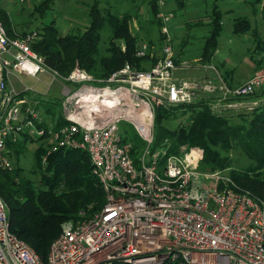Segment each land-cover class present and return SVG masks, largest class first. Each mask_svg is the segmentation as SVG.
I'll use <instances>...</instances> for the list:
<instances>
[{
  "label": "built area",
  "instance_id": "built-area-1",
  "mask_svg": "<svg viewBox=\"0 0 264 264\" xmlns=\"http://www.w3.org/2000/svg\"><path fill=\"white\" fill-rule=\"evenodd\" d=\"M174 16L163 10L157 15L166 37L151 69L126 63L107 79L95 78L78 64L62 77L33 50L36 31L11 38L0 21V167L13 168L9 143L39 138L48 149L44 165L61 149L87 152L105 192L98 214L64 223L46 261L11 231L0 197V264H264V201L238 191L225 171L201 174L199 148L171 155L166 148L151 151L160 107L189 105L204 93L225 99L263 92L254 101L225 102L223 110L264 104V67L235 88L220 75L217 80L177 77L168 34ZM152 48L141 41L137 56L145 57ZM13 71L38 81L49 75L50 86L60 83L66 95L64 122L48 123L37 98L43 94L28 85L17 91L10 82ZM124 121L134 123L146 144L138 162L132 143L120 135Z\"/></svg>",
  "mask_w": 264,
  "mask_h": 264
},
{
  "label": "trees",
  "instance_id": "trees-1",
  "mask_svg": "<svg viewBox=\"0 0 264 264\" xmlns=\"http://www.w3.org/2000/svg\"><path fill=\"white\" fill-rule=\"evenodd\" d=\"M51 1L44 0L39 5H35V2L29 11L28 20L30 21L35 13L44 20L46 14L53 9L49 4ZM161 1L169 5L173 0L147 2L148 13L152 18L149 17L147 21L150 22L149 27L142 29L145 42L155 51L150 50L145 57L137 56L138 44L143 40L139 34L134 35L131 31L133 11L120 13L106 9L103 12L97 4L90 6L89 21L83 34L71 27L68 33L60 35V27L55 20H41L43 27L36 29L38 37L32 48L45 57L47 65L57 70L62 77L68 76L77 64L97 79L109 78L126 63L137 70L147 71L162 56L164 47L166 35L162 31L163 22L157 18L163 9L160 6ZM174 1L178 10L184 9L185 0ZM134 9L138 18L141 6L134 5ZM210 9V14L198 18L197 23L189 24L190 29L199 27L203 31V43L193 61L197 58L196 62L205 67L215 62L222 32V16L218 5L214 3ZM19 14L22 17L23 12ZM28 20L15 23L0 3V21L11 38L27 34L26 30L18 31V28H28ZM156 29L158 42L151 37ZM103 34H106L105 37ZM184 39L177 45L181 50L187 43V38ZM118 42L125 45L124 50ZM157 47L160 48V54L157 53ZM174 59L177 66L180 65L179 62L188 61L180 55ZM229 86L237 87L230 84ZM28 95L32 97L35 94ZM261 96L263 92L223 99L219 93H204L189 105L160 107L155 113L151 151L166 148L167 155H171L181 154L183 149L199 148L203 151L199 168L201 171L230 170L228 176L234 181L238 191L248 193L257 201H264V104L257 105L248 114L234 112L229 115L226 113L229 110L222 109L225 102L254 101ZM37 98L41 105L46 102L44 95H38ZM215 104H220L218 109H214ZM42 111L46 120H50L54 125L64 122L62 110L60 114H56L48 106ZM178 116L184 117V120L177 128L171 129L165 125V121ZM132 130V136L124 129L122 134L124 142L132 143L131 155L133 160L138 162L146 144L136 131ZM39 140L23 138L16 143H9V157L22 153L28 143ZM47 150V146L40 143L34 153L37 164L30 173L39 172L38 180H33L20 167H13L12 170L0 167V197L8 208L11 231L45 261L51 244L61 233L64 223L90 218L105 205V192L98 178L92 173V162L87 152L61 149L51 153L47 164L44 165L43 158L47 155ZM165 160L166 158L161 160V167Z\"/></svg>",
  "mask_w": 264,
  "mask_h": 264
},
{
  "label": "rangeland",
  "instance_id": "rangeland-1",
  "mask_svg": "<svg viewBox=\"0 0 264 264\" xmlns=\"http://www.w3.org/2000/svg\"><path fill=\"white\" fill-rule=\"evenodd\" d=\"M42 1L44 0H24V1L22 0H0V3L2 4L3 2L5 7L10 10L12 14V18L14 20L25 21L26 19L28 20L30 18L29 11L33 8L35 2H36L35 5H39ZM148 1L149 0H52L49 4H51V8L53 9L46 14L44 20L42 19V17H40V15H38V13H35L34 16L31 18V20L30 21L28 20L30 23V26L28 28L23 26V29L18 28V31L26 30L25 32H27V34L32 33L36 31V29L38 30L43 27L42 21L50 22L51 20H55L58 27L60 28L62 27V29L64 30L68 29V27H72V28H75L76 30L81 31V33L83 34V32L85 31L86 23H88L89 21L88 13H89L90 6L97 4L100 10L103 12L106 9H110L112 11H118L120 13L132 10L134 14V18L131 21V31L134 35L139 34L140 38L143 41H145L146 38L143 35L144 29L142 28L143 27L148 28L149 27L148 23L150 22L147 23V21L149 17L152 18V15L148 13L149 12L148 11L149 6L147 5ZM206 1L210 2V4L212 5L215 0H206ZM234 2L235 0H222L219 2V6L223 10V12H225L229 10L230 8L234 9L235 7ZM170 4H171L170 7H167L166 5L164 7V10L166 11L170 10V12L172 11L175 14V17H173V19L171 20L170 26L168 28V34L170 35V39L172 37V40H173V43L171 42V46L173 48L174 55L176 58L178 57V55H180L184 60L189 61V62L188 61L179 62L180 65L178 66V69L176 70V76L193 78V79H202V78H205V76H210L209 73L206 74L207 70L205 69L207 67L202 65V63L200 64V63H197L196 61L195 62L193 61V58L199 54L200 48L202 46L201 44L203 42L201 43V37L203 35V31L199 27H194L190 29L189 24H188V28H186V26L184 25L185 21H183L185 18L181 17L182 11L178 10L176 5L173 6V1ZM134 5L141 6L138 18L135 16L136 9H134ZM20 12H23L22 17H20L21 16L19 14ZM234 17L235 16L231 15V12L225 13L224 15L223 30L219 38V47L215 55L216 61L225 60V59H228V61H230L229 59L231 58V51H232L231 39L234 37L233 36L234 22L232 21ZM156 31L152 32L151 37L154 40H156L155 42H158V38H159L158 30L156 29ZM105 35L106 34H103L104 37ZM20 36H24V34ZM184 37L187 38V43H186V46L183 47L181 50V48L177 45L179 44V42L182 41V39L185 40ZM163 43H164L163 45H165V40ZM118 44L121 47L123 46V43L121 42H118ZM102 47H103V44H102ZM159 47H157L158 54H160ZM153 53L155 55V52ZM263 67L264 66H259L258 69H261ZM40 79L41 81H38L36 78H32V77H28V76H24L20 74L19 77H15L14 75H11L10 82H11V85L15 87L17 91H20L21 89H23L24 84L30 87H33L38 93L43 94L44 99H46V102L42 103L41 109H46L49 106L50 108H52L54 113L60 114L62 110V103L66 100V95L64 94V91H63L64 88L58 82H54L50 86L49 82L51 81V79L49 75H44V74L40 75ZM111 86L114 87L115 84ZM50 88L51 90H49ZM253 108L254 106L252 105H245L244 107H241V108L239 107V108H234L232 110L226 111V113L229 115H233L232 113L234 112L237 114L238 113L248 114L250 111H252ZM183 120H184V117L182 116L174 117L173 119L165 121V125L171 129H175L182 123ZM47 122L51 123L50 120H47ZM154 125H155V119H154ZM121 127H120L121 132L120 131L119 132L123 140H124V136H123L124 133L122 129H124V131H127L131 136L133 135L132 129H134L136 133L140 136L137 128L134 126V123L130 121L122 122ZM153 134H154V128H153ZM40 143L44 144L43 142H40V141L33 142L32 144L26 143L27 145L23 148L24 150H22V153L16 156L15 154H13L12 158H10L13 164V167L22 168L24 172L27 175H29L33 180H36V179L38 180V177H39V174H38L39 172L36 174H31L30 171L37 164L34 153H35L36 148L40 145ZM199 168H200V164H199ZM199 168H198V171L201 174L215 172V171L203 172ZM223 171H225L224 173L226 175L230 174V170H223ZM203 183H204V180H200V186H203Z\"/></svg>",
  "mask_w": 264,
  "mask_h": 264
},
{
  "label": "crops",
  "instance_id": "crops-1",
  "mask_svg": "<svg viewBox=\"0 0 264 264\" xmlns=\"http://www.w3.org/2000/svg\"><path fill=\"white\" fill-rule=\"evenodd\" d=\"M220 1L222 0H215L211 5L210 2H207L206 0H185L184 9H181V17L185 18L183 20L185 21L184 25L186 26V28H188V24L197 23L198 18L210 14V7H212L215 3L216 5H218L219 10L221 11L223 30V18L225 13L231 12V15L235 16L232 19V21L234 22V37L231 39L232 51L231 58L229 59L230 61H228V59L220 61L215 60L213 65H209L205 69L207 70L206 74H210V76L205 77L216 79L218 78V75H220L228 86L229 84L232 86H238L251 78V76L259 66H264V1L235 0L234 9L230 8L225 12H223L221 7L219 6ZM162 3L163 4H161L160 6L164 9L167 4L165 5L163 1ZM2 5L12 17L10 10L5 7L3 2ZM170 5L171 4L167 5V7H170ZM174 5H176V3L173 0V6ZM14 21L15 23H17L16 20ZM169 26L170 23L168 24V28ZM70 28L71 27H68V29L65 30L62 29V27L59 28L60 35H65L66 33H68ZM15 31L17 32V30ZM171 42L173 43L172 37ZM122 47L124 48L125 45L123 44ZM196 60L197 58L195 59V61ZM19 75L20 74L15 73L14 76L19 77ZM49 90H51V88Z\"/></svg>",
  "mask_w": 264,
  "mask_h": 264
}]
</instances>
